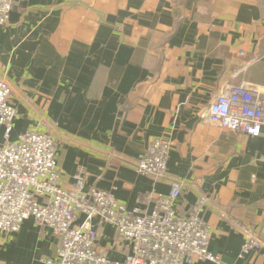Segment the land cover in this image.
Segmentation results:
<instances>
[{
    "label": "crops",
    "instance_id": "crops-1",
    "mask_svg": "<svg viewBox=\"0 0 264 264\" xmlns=\"http://www.w3.org/2000/svg\"><path fill=\"white\" fill-rule=\"evenodd\" d=\"M14 3L0 30V77L17 113L9 139L51 133L61 187L80 176L84 190L110 191L130 209L151 210L177 179L176 213L205 199L208 249L218 257L193 264H264V136L201 120L225 84L264 89V0ZM159 137L171 143L164 180L135 171ZM231 219L255 233L259 249L242 254L249 234ZM92 225L96 247L123 260L130 248L115 228L96 218ZM57 248L31 217L17 232L0 231V264H47Z\"/></svg>",
    "mask_w": 264,
    "mask_h": 264
},
{
    "label": "built area",
    "instance_id": "built-area-1",
    "mask_svg": "<svg viewBox=\"0 0 264 264\" xmlns=\"http://www.w3.org/2000/svg\"><path fill=\"white\" fill-rule=\"evenodd\" d=\"M14 0H0V30L14 9ZM11 88L0 77V125L4 143L0 146V231L17 232L27 218L48 228L58 238V248L47 264H193L196 260L218 262L208 249L210 230L201 216L202 199L185 215L174 209L181 195V182L169 179L167 194H157L151 210L130 209L112 192L83 189L82 177L75 186L64 189L56 161V142L49 132L33 129L9 139L17 115L10 102ZM205 124L221 129L264 136V89L241 82L228 83L201 113ZM171 143L165 137L152 139L139 155L135 171L155 180L167 179ZM147 198H152L148 195ZM83 216V221L77 223ZM111 224L130 252L123 260H110L96 247L93 219ZM235 230L249 234L242 254L259 249L255 233L237 220Z\"/></svg>",
    "mask_w": 264,
    "mask_h": 264
}]
</instances>
